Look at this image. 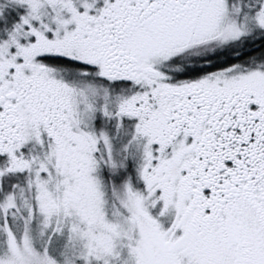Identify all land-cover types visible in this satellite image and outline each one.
Here are the masks:
<instances>
[{"label":"snow or ice","instance_id":"snow-or-ice-1","mask_svg":"<svg viewBox=\"0 0 264 264\" xmlns=\"http://www.w3.org/2000/svg\"><path fill=\"white\" fill-rule=\"evenodd\" d=\"M0 264H264V0H0Z\"/></svg>","mask_w":264,"mask_h":264}]
</instances>
